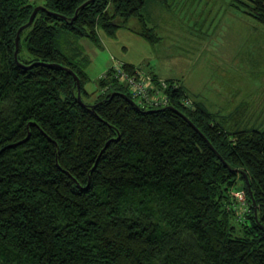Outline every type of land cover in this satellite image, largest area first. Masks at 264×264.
I'll list each match as a JSON object with an SVG mask.
<instances>
[{"label": "trees", "instance_id": "trees-1", "mask_svg": "<svg viewBox=\"0 0 264 264\" xmlns=\"http://www.w3.org/2000/svg\"><path fill=\"white\" fill-rule=\"evenodd\" d=\"M145 1L0 0V264H264V128L228 131L174 80L136 103L111 67L76 98L59 38L135 18L155 42ZM239 3L264 24V0Z\"/></svg>", "mask_w": 264, "mask_h": 264}, {"label": "rangeland", "instance_id": "rangeland-1", "mask_svg": "<svg viewBox=\"0 0 264 264\" xmlns=\"http://www.w3.org/2000/svg\"><path fill=\"white\" fill-rule=\"evenodd\" d=\"M167 1L146 0L141 9L158 37L155 42L140 35L135 18L112 33L98 25L95 38L75 39L70 32L59 38L87 75L85 103L92 104L106 89H99L98 80L121 63L135 67L144 84L152 79L155 87L169 85L167 80L184 85L189 100L202 103L228 131L263 129L264 24L248 15L239 0ZM243 187L244 181L238 182L237 188Z\"/></svg>", "mask_w": 264, "mask_h": 264}, {"label": "built area", "instance_id": "built-area-1", "mask_svg": "<svg viewBox=\"0 0 264 264\" xmlns=\"http://www.w3.org/2000/svg\"><path fill=\"white\" fill-rule=\"evenodd\" d=\"M112 77L117 80L118 82L125 83L128 87V90L131 91V94L134 95L136 98L140 100V102L145 104H152L154 106H164L168 103L167 95L165 94V90L167 89L168 85H157L155 84L152 79H148V83L144 84L142 79L137 76L138 70L134 69L133 73L127 72L121 63H114L111 66ZM191 104V101L188 100ZM232 197L235 198V201L239 202L241 206L239 209L243 211V213L247 209V198L244 191H233L231 193ZM239 199L241 201H239Z\"/></svg>", "mask_w": 264, "mask_h": 264}, {"label": "water", "instance_id": "water-1", "mask_svg": "<svg viewBox=\"0 0 264 264\" xmlns=\"http://www.w3.org/2000/svg\"><path fill=\"white\" fill-rule=\"evenodd\" d=\"M42 6H35L34 8H33V10H32V13L30 14V17H29V20H28V22L27 23H25L24 25H22V26H20L19 28H18V30H17V32H16V37H15V50H14V56H15V58H16V56H17V52H18V40H19V33H20V31L24 28V27H26V26H28L31 22H32V19H33V17H34V15H35V13L41 8ZM63 68H65V67H63ZM66 69V68H65ZM71 75H72V77H73V79L75 80V82H76V88H77V94H76V98H77V100H78V102L79 103H81V104H87V103H84L83 101H82V99H81V95H80V81H79V78H78V76L71 70V69H66ZM111 94H113V93H111ZM128 101H130L132 104H134V105H136V106H138L131 98H129L128 96H126L125 94H122ZM90 106H94L95 104H89ZM244 174V176H245V178H246V182H248V176L245 174V173H243ZM253 203L255 204V202L253 201Z\"/></svg>", "mask_w": 264, "mask_h": 264}, {"label": "crops", "instance_id": "crops-1", "mask_svg": "<svg viewBox=\"0 0 264 264\" xmlns=\"http://www.w3.org/2000/svg\"><path fill=\"white\" fill-rule=\"evenodd\" d=\"M151 74H154V75H156V76H159L157 73H154V72H151ZM160 78H161V76H159ZM184 86V85H183ZM197 103H199L200 105H202L203 106V104L202 103H200V102H198L197 101ZM204 107V106H203ZM205 108V107H204ZM206 109V108H205Z\"/></svg>", "mask_w": 264, "mask_h": 264}]
</instances>
